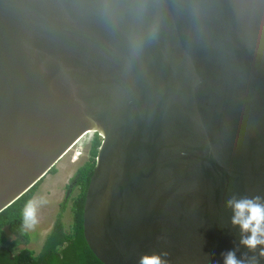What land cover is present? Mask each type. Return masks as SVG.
I'll return each mask as SVG.
<instances>
[{"label":"water","instance_id":"95a60500","mask_svg":"<svg viewBox=\"0 0 264 264\" xmlns=\"http://www.w3.org/2000/svg\"><path fill=\"white\" fill-rule=\"evenodd\" d=\"M87 131L102 264L251 256L225 201L264 197V0H0V211Z\"/></svg>","mask_w":264,"mask_h":264},{"label":"trees","instance_id":"16d2710c","mask_svg":"<svg viewBox=\"0 0 264 264\" xmlns=\"http://www.w3.org/2000/svg\"><path fill=\"white\" fill-rule=\"evenodd\" d=\"M100 136H94L88 146V157L79 164L66 188H76L71 196L69 212L70 224L67 229L61 221L65 201L59 203L55 218L44 235L37 253L28 248H16L28 239L27 231H22V210L33 195L39 179L24 193L0 211V264H102L88 249L81 233V211L84 191L91 173ZM54 166L47 172H54ZM65 200V199H64ZM12 235L8 241L6 234Z\"/></svg>","mask_w":264,"mask_h":264},{"label":"clouds","instance_id":"9594fccd","mask_svg":"<svg viewBox=\"0 0 264 264\" xmlns=\"http://www.w3.org/2000/svg\"><path fill=\"white\" fill-rule=\"evenodd\" d=\"M71 147L67 150L69 153L67 156L70 160ZM76 159L70 162L73 163ZM66 190L67 188L65 187ZM32 196L25 203L22 210V231L35 229L39 222L38 212L42 206L48 203L44 196ZM225 207L232 212L230 221L232 226L238 227L240 230L239 245L244 246L252 255L249 256L244 253L242 258H237L236 252L239 250L237 247L234 250L222 253L223 264H259V259L264 258V197L260 195L249 197L233 194L225 201ZM167 256V252L144 253L140 256L138 264H169L166 259Z\"/></svg>","mask_w":264,"mask_h":264},{"label":"rangeland","instance_id":"374dc122","mask_svg":"<svg viewBox=\"0 0 264 264\" xmlns=\"http://www.w3.org/2000/svg\"><path fill=\"white\" fill-rule=\"evenodd\" d=\"M93 136L94 133L92 131L85 132L71 148L70 151L73 150V152H81V154L77 156L75 162L70 163L71 160L67 156L69 153L66 152L54 165L55 171L52 173L48 172L43 176V178H41L33 193V196H44L48 200V203L40 208L38 212L39 222L35 229L27 231V241L23 244H18L16 248H28L32 250L33 253H37L45 233L49 230L48 228L51 226L55 218L59 203L64 201L65 209L61 214V221L65 229L69 227L71 218L68 208L70 205L71 196L75 193L76 188H71L65 194V187L67 184L71 183V178L73 177L77 166L85 161V159L88 157V146ZM64 164H66L67 167H63ZM12 238L13 237L11 234H6V239L8 241H10Z\"/></svg>","mask_w":264,"mask_h":264},{"label":"built area","instance_id":"2783aa9c","mask_svg":"<svg viewBox=\"0 0 264 264\" xmlns=\"http://www.w3.org/2000/svg\"><path fill=\"white\" fill-rule=\"evenodd\" d=\"M76 142H77V141H76ZM74 145H75V144H74ZM74 145H73V146H74ZM73 146H72V147H73ZM72 147H71V148H72ZM71 153H72V154H70V158H71V160L73 161V160H75V159L77 158V156L79 155L80 152H78V151L73 152V150H72Z\"/></svg>","mask_w":264,"mask_h":264},{"label":"flooded vegetation","instance_id":"af4514ba","mask_svg":"<svg viewBox=\"0 0 264 264\" xmlns=\"http://www.w3.org/2000/svg\"><path fill=\"white\" fill-rule=\"evenodd\" d=\"M68 190H69V188H67V190H66L65 194L68 192ZM49 228H50V227H49ZM49 228H48V229H49ZM45 234H46V233H45Z\"/></svg>","mask_w":264,"mask_h":264},{"label":"crops","instance_id":"0c3cea01","mask_svg":"<svg viewBox=\"0 0 264 264\" xmlns=\"http://www.w3.org/2000/svg\"><path fill=\"white\" fill-rule=\"evenodd\" d=\"M70 163H71V162H70ZM64 166H65V167H67V165H66V164H64V165H63V167H64Z\"/></svg>","mask_w":264,"mask_h":264},{"label":"bare ground","instance_id":"6f19581e","mask_svg":"<svg viewBox=\"0 0 264 264\" xmlns=\"http://www.w3.org/2000/svg\"><path fill=\"white\" fill-rule=\"evenodd\" d=\"M66 152H67V151H66ZM66 152H65V153H66ZM65 153H64V154H65ZM64 154H63V155H64ZM63 155H62V156H63ZM62 156H61V157H62ZM61 157H60V158H61Z\"/></svg>","mask_w":264,"mask_h":264}]
</instances>
